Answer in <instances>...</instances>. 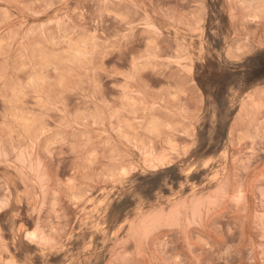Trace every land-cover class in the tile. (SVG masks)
Returning <instances> with one entry per match:
<instances>
[{
  "label": "rangeland",
  "instance_id": "1",
  "mask_svg": "<svg viewBox=\"0 0 264 264\" xmlns=\"http://www.w3.org/2000/svg\"><path fill=\"white\" fill-rule=\"evenodd\" d=\"M0 264H264V0H0Z\"/></svg>",
  "mask_w": 264,
  "mask_h": 264
}]
</instances>
